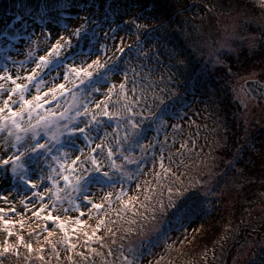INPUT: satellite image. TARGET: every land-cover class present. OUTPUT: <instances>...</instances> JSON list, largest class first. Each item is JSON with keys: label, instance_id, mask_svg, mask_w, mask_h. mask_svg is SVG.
Segmentation results:
<instances>
[{"label": "rangeland", "instance_id": "374dc122", "mask_svg": "<svg viewBox=\"0 0 264 264\" xmlns=\"http://www.w3.org/2000/svg\"><path fill=\"white\" fill-rule=\"evenodd\" d=\"M255 3L260 6L258 0H255ZM228 15L237 14L233 11L226 12L220 0H0V76L4 75L5 69L13 77L16 74L30 75V69L39 63V57L47 56L58 42L64 45L65 41L71 40L72 47L63 49L59 59L54 55L49 57L53 63L43 73L48 83H66L63 75L67 73V65L87 67V64L93 60H100L101 63L108 60L111 66L115 56L119 55L114 52L115 45L119 40L124 41V54L119 61H115L118 66L108 73L106 83L102 81L96 85L100 91L93 92L90 98L83 102H87L93 110H96L97 102L107 103L109 111L123 119L113 121L105 119L104 122L108 125L106 131L111 132L113 127L119 125L120 137L126 133L129 135V143L123 144L124 154L127 155L130 151L134 159L144 157L139 164H126L122 156L116 155L114 159L117 164L122 165V170L110 172L107 170L108 167L104 168L114 177L113 181L107 182L112 187L109 188L105 184L93 185L90 188V198L95 203H104L99 216H104L105 210H109V214L105 217L106 226L113 229L109 233L102 228L97 233L101 238L98 243H92L88 247L82 246L85 239L83 232L87 231L91 235L99 218L97 213L93 211L92 218L89 219L87 213L89 206L77 198L75 202L81 203V210L85 211V216L79 217V213L72 210L65 193L59 192V195L64 197L63 207L69 208L68 213H60V215L62 219L67 217L69 220L66 227L72 236V242L77 244L74 252H67L65 245L59 243L62 237L59 229L49 222L47 227L54 234L48 237L47 233L43 232L45 222L38 221L20 204L21 199L30 204L39 203L34 197L29 201L33 190L13 177L7 168L0 169V195L7 196L16 208L15 213L9 212V217L17 221L23 217L25 221L23 229L17 224L14 231L32 242L34 249L37 247L44 249L43 252L33 251L29 254L21 247L17 254L9 252L0 255V264H45V261L47 264H127V261H131L132 264H152L169 246L190 242L192 236L203 231L206 222L202 219L183 221L182 224L176 225V223L169 227L171 221L175 219L174 209L169 215L162 217L163 213L168 212L155 202L151 203L152 201L148 203L147 211L140 203H136L133 211L137 214L133 215L132 212L123 210L121 203L116 200V195L123 189L128 195L140 196L142 201L144 195L154 194L153 191L145 192V189L155 188L156 175L161 174L158 171L161 156L164 157L165 167L173 170L170 175H164L162 181L176 185L177 188H179L178 183H182L184 173L194 167L196 160L200 159V162L206 160L204 155H201L205 150L202 137L197 134V130L190 128L191 122L208 121V116L211 115L202 108L204 103L202 94L200 95L197 89H186L182 102L176 99L177 109L173 111L164 109L162 97L163 94L169 93L168 88L177 80L183 77L186 79L188 76V71L184 70L181 64L184 61L183 57L188 54V49L195 50L198 47L205 53L209 52L213 59L210 62L214 65L217 63L218 52L213 54V50L218 45L212 38L213 33L209 24H213L217 31V22ZM136 25L142 27L138 28ZM77 28L81 29L79 37L73 35ZM111 29L116 30L115 35L118 37L116 41H111L105 36ZM218 36L219 33L217 39ZM198 38H201V43ZM181 39L186 45L182 44ZM64 57L69 59L65 61ZM109 57H112V60H109ZM99 72L103 75L107 69H100ZM125 74L128 84L135 81V92L126 89V95L113 94L111 100H106L108 88L112 84L118 85L123 82ZM260 75L261 71H253L249 75L237 78L232 85L234 98L241 108L239 116L246 125L264 122V102L254 99L245 87L246 81L257 79ZM93 78L99 79L96 72H93ZM0 83H5L6 87L11 86L10 82L0 81ZM67 87L71 85L66 83ZM76 91L80 92V89ZM80 94L84 95L82 92ZM155 96L158 101L152 98ZM127 108H131L132 113L136 114L131 117L135 120L139 116L138 112L140 114L146 112L151 123L142 125L140 123L138 129H130L126 125V120L130 116V113L125 111ZM157 108L161 110L157 112ZM133 131H139L140 136L133 137L131 135ZM135 139H139L141 144L147 146L143 152L135 145ZM179 142L190 147L186 154L182 155L183 151L181 154L174 151L173 148H177ZM4 147L3 141H0V159L11 155L14 151V149L5 151ZM81 147L87 150L85 145L82 144ZM168 152L173 153L175 157L169 158ZM138 167L142 171L134 179L129 181L122 175L124 172L135 173ZM30 175L35 180L39 172H30ZM165 178L167 180H164ZM137 185L140 187L137 188ZM41 187L43 188V185ZM48 187H51L50 183ZM199 188L200 186L197 185L194 189L193 193L196 196L201 193L199 190L196 191ZM108 191L113 192L111 204L102 200ZM44 195L47 197L49 193L45 192ZM45 202L50 203L47 199ZM0 207L7 209L8 205L0 201ZM129 207L132 208V205ZM262 208L264 209V200L249 212L247 218L256 222L257 210ZM259 211H263V216L260 223L253 224L257 226L255 230L252 232L245 230L233 244L226 258L220 259L219 264H249L257 254L260 255V248L264 242V233H262L264 210ZM132 215H139L143 220L134 224L131 222ZM76 218L84 220L85 225L73 235L71 229L77 226L72 221ZM257 230L259 235L256 234ZM30 231L34 233L31 237L28 235ZM125 232L130 234V240L118 246L116 242L125 236ZM37 235L41 241L39 245L36 243ZM46 237L56 242L59 258L50 245L43 243ZM4 239L5 233L0 231V247L3 246ZM15 240V236L9 238L10 243H15ZM111 242L113 245L108 246ZM239 245L241 249L233 256ZM93 249L95 251H92ZM42 255L45 261L39 259ZM69 256L72 257L71 261L68 259Z\"/></svg>", "mask_w": 264, "mask_h": 264}, {"label": "snow or ice", "instance_id": "6c2138e0", "mask_svg": "<svg viewBox=\"0 0 264 264\" xmlns=\"http://www.w3.org/2000/svg\"><path fill=\"white\" fill-rule=\"evenodd\" d=\"M258 3L261 7H264V0H258ZM133 23L135 22L133 21ZM136 27L142 26L136 25ZM115 33L116 30L111 29L105 36L111 41H116L118 37ZM73 35L76 37L81 36V29L77 28ZM123 43V40H119L115 45L114 52L119 54L115 56V61H119L124 54ZM71 47V40L65 41L64 45L59 42L55 44L47 56L39 57V63H36L35 67L30 69V75L21 76L16 74L13 77L5 69L4 75L0 76V81L10 82L11 85L6 87L5 83H0V141H3L5 151L14 149L11 155L0 159V169L7 168L13 177L33 190L29 201L34 197L39 203L30 204L21 199L20 204L31 212L32 216L38 221L45 222L43 232H46L48 237L54 234L47 227L49 222L56 229H59L62 233L59 243L65 245L67 252H74L77 244L72 242V236H70L66 227L69 223L68 218H61L60 213H68L69 208L63 207L64 197H61L59 192L63 191L65 193L72 210L78 212L79 217H84L85 211L81 210V203L75 202L77 198L89 206L87 208L89 219L92 218L93 211L99 216L100 210L104 208V203H95L90 198L89 190L93 185L102 186L107 184L108 181L114 180V177L104 168L110 167L117 172L122 170V165L117 164L114 159L116 155L122 156L126 164H139V161L144 159L143 156L139 159L132 158L130 151L127 155L124 154L123 144L129 143V135L126 133L123 137H120L119 125L113 127L111 132L106 131L108 125L105 124V119L113 121L122 117L110 112L108 104L104 101L95 104L96 110L90 108L87 102H83L90 98L93 92L100 91L96 85L102 81L107 82L108 73L118 66L115 61L111 66L108 60H105L104 63H101L100 60H93L87 64V67L67 65V73L63 75V80L71 87L66 88V83H48L47 77L43 73L53 63L49 57L54 55L59 59L62 56L63 49ZM101 51H104V49H101ZM68 59V57H64L65 61ZM108 59L112 60V57ZM100 69H107V72L100 75ZM93 72L97 73L99 79L93 78ZM20 80L27 82L20 83L18 82ZM76 89H80V92H77ZM126 89L132 92L136 90L135 81L131 84L127 83V74H125L123 82L118 85L112 84L108 88L105 98L111 100L113 94L126 95ZM81 92L84 94L83 96H81ZM125 111L130 113L126 125L132 130L138 129L140 122L131 118L132 115L136 114L132 113L131 108H127ZM131 135L139 137L140 132L133 131ZM134 143L140 147L141 152L147 147L141 144L139 139H135ZM82 144L86 146L87 150H85V147H81ZM105 161H107V164H105ZM163 161L164 157L161 156L159 167L164 175H170L173 170L170 167H165ZM30 166L32 167L30 168ZM35 171H38L39 175L33 180L30 172ZM141 171L142 169L138 167L135 173L124 172L122 175L130 181L138 176ZM158 178L160 177L158 176ZM49 183L51 184L50 188L48 187ZM41 185H43V188ZM107 186L112 187L111 184H107ZM136 187L139 188L140 186L137 185ZM37 189H40V191H37ZM150 191L154 190L145 189V192ZM45 192L49 193L47 197L44 195ZM167 192L169 197L167 207L174 209L173 215L177 224H182L184 220L190 218L193 209L186 207V202L181 203L174 199V197H182L184 195L183 191H173L172 187H169ZM210 194L207 193V195ZM112 196L113 192L108 191L102 197V200L111 204ZM153 198L144 195L141 201L140 196L128 195L123 189L116 195V200L121 203L123 210L132 212L133 215L137 214L133 211L136 203H140L141 207L147 211L148 203ZM46 199L50 203H46ZM0 201L8 205L7 209L0 207V225H2L0 231L5 233L3 246L0 247V255L9 252L17 254L18 249L21 247L26 249L29 254L33 251L43 252V248L37 247L34 249L32 242L27 241L24 235L14 231L17 224L20 229H23L25 224L23 217L19 221L9 217V212H16L15 205L5 195H0ZM129 205H132V208ZM108 214L109 210H105L104 216H99L91 235L87 231L83 232L85 239L82 246L88 247L92 243L100 242L101 238L97 233L102 228L109 233L113 231L111 227L106 226L105 217ZM117 214L119 215V212ZM72 223L77 226L71 229L73 235L77 233L78 229L82 230L85 225V221L79 218H76ZM28 235L31 237L34 233L30 231ZM13 236L16 237L15 243H10L9 238ZM40 242V237L37 235V245ZM43 243L50 245L56 257L59 258L60 253L57 251L56 242L46 237ZM39 259L45 261L43 255ZM68 259L71 261L72 257L69 256ZM45 264H47L46 261ZM127 264H132V262L127 261Z\"/></svg>", "mask_w": 264, "mask_h": 264}, {"label": "trees", "instance_id": "16d2710c", "mask_svg": "<svg viewBox=\"0 0 264 264\" xmlns=\"http://www.w3.org/2000/svg\"><path fill=\"white\" fill-rule=\"evenodd\" d=\"M220 1L226 12L233 11L235 14L242 13L252 17L264 16V9L257 5L255 0ZM209 26L216 43L218 32L213 24ZM244 27L258 33L261 38L260 47L255 53L250 55L246 49L238 55L218 52L217 63L214 65L210 62L213 61L211 53H205L198 47L195 50L188 49V54L183 57L184 61L181 63L184 70L188 71V76L186 79L183 77L177 80L168 88L169 93L161 96L164 109L173 111L177 109L176 99L182 102L186 89H197L204 100L202 108L211 115L208 116V121L191 122L190 125V128L197 130V134L202 137L205 150L201 155H204L206 160H196L194 167L184 173L182 183H178L179 188L164 183V174L162 169H159L161 174L156 175L154 194L150 195L154 198L150 201L163 205L164 211L166 209L168 212L162 214L164 217L173 210L167 207V189L172 187L173 191H183L182 197L174 199L180 200L181 203L186 202V207L193 209L190 218L184 221L202 219L206 226L202 232L192 236L190 242L169 246L152 264H219L220 259L226 258L239 236L245 230L252 232L257 227L253 224L261 222L263 211L259 210H264L263 208L257 210L256 222H252L247 216L264 200V122L256 125L245 124L239 116L241 108L234 98L232 85L237 78L253 71H261L257 79L264 82V30L250 28L247 24ZM194 37L196 38L195 35ZM198 41L201 43V38H198ZM182 44L186 45V42L182 41ZM152 98L158 101L157 96ZM156 110L158 112L161 109ZM137 114L141 125L151 123L146 112ZM173 149L179 154L183 151V155L190 147L179 142L178 147ZM167 156L175 157L169 152ZM107 170L112 172L113 169L108 167ZM197 185L200 188L196 191L201 192L198 196L193 193ZM142 220L139 215L131 216V222L134 224ZM171 222L169 227L177 223L176 218ZM256 234H260L258 230ZM129 237L130 234L125 232V236L116 244L119 246L128 242ZM111 245L113 242L108 246ZM239 249L240 245L233 256ZM249 264H264V242L260 255L257 254Z\"/></svg>", "mask_w": 264, "mask_h": 264}, {"label": "clouds", "instance_id": "9594fccd", "mask_svg": "<svg viewBox=\"0 0 264 264\" xmlns=\"http://www.w3.org/2000/svg\"><path fill=\"white\" fill-rule=\"evenodd\" d=\"M245 24L250 28L264 30V16L252 17L241 13L225 16L218 21L216 26L219 33L218 46L213 50V54L220 52L222 54L238 55L245 49L250 55L255 53L260 47V37L258 33L247 30L244 27Z\"/></svg>", "mask_w": 264, "mask_h": 264}, {"label": "water", "instance_id": "95a60500", "mask_svg": "<svg viewBox=\"0 0 264 264\" xmlns=\"http://www.w3.org/2000/svg\"><path fill=\"white\" fill-rule=\"evenodd\" d=\"M245 87L254 99L264 102V82L257 79H250L245 82Z\"/></svg>", "mask_w": 264, "mask_h": 264}]
</instances>
